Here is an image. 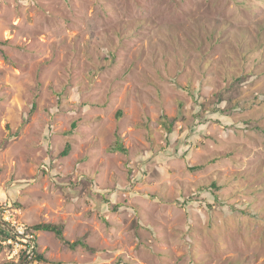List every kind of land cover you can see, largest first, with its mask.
Instances as JSON below:
<instances>
[{"label": "rangeland", "instance_id": "374dc122", "mask_svg": "<svg viewBox=\"0 0 264 264\" xmlns=\"http://www.w3.org/2000/svg\"><path fill=\"white\" fill-rule=\"evenodd\" d=\"M5 202L45 264H264V0H0Z\"/></svg>", "mask_w": 264, "mask_h": 264}, {"label": "built area", "instance_id": "2783aa9c", "mask_svg": "<svg viewBox=\"0 0 264 264\" xmlns=\"http://www.w3.org/2000/svg\"><path fill=\"white\" fill-rule=\"evenodd\" d=\"M18 210L11 202L0 205V222L8 226L15 238L2 241L7 247L8 260L13 264H45L36 258L37 232L17 219Z\"/></svg>", "mask_w": 264, "mask_h": 264}, {"label": "trees", "instance_id": "16d2710c", "mask_svg": "<svg viewBox=\"0 0 264 264\" xmlns=\"http://www.w3.org/2000/svg\"><path fill=\"white\" fill-rule=\"evenodd\" d=\"M4 54V53H2ZM4 57L8 60V57L4 54ZM115 151H122L125 152L126 150L119 145L117 148L113 149ZM70 151V147L68 146L66 150L64 151L63 155L68 154ZM214 189L218 190L219 187L215 184L212 185ZM31 230L33 231H43V232H51L53 233L65 246H67L70 249H76L79 246H83V243L81 241H76V242H70L67 240L64 236V226L61 224H51V223H45V224H39L34 227H30ZM11 238H15L13 233L9 230L8 226L5 225L4 223L0 222V246H3L1 244L2 241H7ZM36 258L44 263V256L37 251L36 252ZM10 264H13L10 262Z\"/></svg>", "mask_w": 264, "mask_h": 264}]
</instances>
